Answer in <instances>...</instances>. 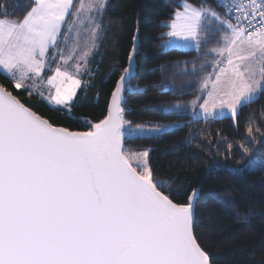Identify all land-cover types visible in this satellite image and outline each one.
<instances>
[{"label": "snow or ice", "instance_id": "snow-or-ice-1", "mask_svg": "<svg viewBox=\"0 0 264 264\" xmlns=\"http://www.w3.org/2000/svg\"><path fill=\"white\" fill-rule=\"evenodd\" d=\"M177 3L162 24L168 29L162 48L201 53L191 62L201 75L200 95L154 110L179 114L191 108L193 119L230 118L236 125L242 108L264 95V0H216L223 13L207 0ZM109 5L25 0L9 11L0 3V75L16 91L71 114L80 103L82 77L93 78L89 65L99 54ZM139 25L127 66L114 65L108 73L109 79L120 75L107 115L96 123L85 119L88 131L57 126L0 84V264H211L195 234L200 190L175 202V190L154 177L151 149L125 146L126 139L159 136L173 127H132L125 119L126 94L140 92L131 84ZM157 87L176 91L163 81ZM252 123L247 134L254 140ZM239 147L237 172L264 171V159ZM227 151L231 158V143ZM219 166L214 161L209 174Z\"/></svg>", "mask_w": 264, "mask_h": 264}, {"label": "trees", "instance_id": "trees-1", "mask_svg": "<svg viewBox=\"0 0 264 264\" xmlns=\"http://www.w3.org/2000/svg\"><path fill=\"white\" fill-rule=\"evenodd\" d=\"M3 2L12 11L25 0H0ZM207 3L223 13L216 0H207ZM178 6L177 0H110L104 17L107 30L100 42L99 54L89 65L93 78L86 76L87 86L79 91L80 103L71 114L53 110L37 98L30 100L27 93L13 89L3 75H0V84L57 126L70 131H88L83 123L85 119L96 123L106 116L111 92L120 75L117 72L109 79L108 73L114 65L119 64L121 68L127 65L139 20V53L131 84L139 86L140 92L126 94L125 119L133 126L175 123L180 127L155 137L126 139L125 146L135 152L151 149L154 177L168 182L169 192L175 190L170 197L175 202H186L191 189L200 190L195 205V234L209 253L211 264H264V171L237 172L234 167L242 158L240 144L253 156L264 159V95L242 108L236 125L230 118L193 120L191 108L179 114L154 110L157 105H184L200 95L197 89L201 75L194 74L191 62L197 61L201 53L194 49L162 48L166 36L161 39V34L168 31L162 24ZM22 14L16 10V16ZM199 69L197 64L195 72L199 73ZM162 81L174 86L175 93L157 87ZM250 120L254 140L247 134ZM229 143L232 156L226 158ZM217 160L220 166L209 174V166Z\"/></svg>", "mask_w": 264, "mask_h": 264}, {"label": "rangeland", "instance_id": "rangeland-1", "mask_svg": "<svg viewBox=\"0 0 264 264\" xmlns=\"http://www.w3.org/2000/svg\"><path fill=\"white\" fill-rule=\"evenodd\" d=\"M165 40H167V37L162 41V45L164 44V41ZM164 49V48H163ZM174 49H178V50H184V51H187V50H193L192 48H174ZM164 50H171V49H164ZM86 76L87 75H84L83 77H82V79L84 80V82H85V85H84V87H86L87 86V80H86ZM78 93H79V91H78ZM30 100H32L33 98H37V99H39V100H41L39 97H37V96H32V97H28ZM43 101V100H42ZM44 102V101H43ZM46 103V102H45ZM47 104V103H46ZM193 119V118H192ZM193 120H205V119H203V118H197V119H193ZM209 120H214V119H209ZM163 125H171V126H173V127H168L167 129H166V131L164 132V133H166V132H169V131H171V130H173V129H175V128H177V127H174L175 125H179V124H175V123H173V124H163ZM145 126H148V127H152L151 125H145ZM132 127H136V126H133L132 125ZM163 133V134H164ZM162 135V134H161Z\"/></svg>", "mask_w": 264, "mask_h": 264}, {"label": "water", "instance_id": "water-1", "mask_svg": "<svg viewBox=\"0 0 264 264\" xmlns=\"http://www.w3.org/2000/svg\"><path fill=\"white\" fill-rule=\"evenodd\" d=\"M138 44H139V42L137 41V46H138ZM127 66V65H126ZM133 71H134V77H135V73H136V61H135V63H134V65H133ZM133 80V79H132ZM19 99V98H18ZM110 100H111V97H110V99H109V103H110ZM109 103H108V105H109ZM34 111V110H33ZM35 112V111H34ZM37 113V112H36ZM38 114V113H37ZM106 115H107V113H106ZM46 119V118H45ZM104 119V118H103ZM48 120V119H47ZM80 132H83V131H80Z\"/></svg>", "mask_w": 264, "mask_h": 264}]
</instances>
